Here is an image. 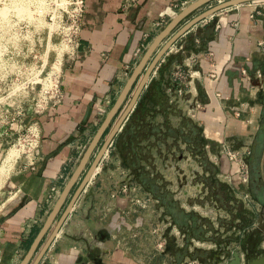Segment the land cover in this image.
Masks as SVG:
<instances>
[{
  "label": "crops",
  "instance_id": "0c3cea01",
  "mask_svg": "<svg viewBox=\"0 0 264 264\" xmlns=\"http://www.w3.org/2000/svg\"><path fill=\"white\" fill-rule=\"evenodd\" d=\"M192 1L83 0L74 47L58 77L60 98L38 117L36 163L32 169L11 171L1 185L0 264H19L66 182L64 177L73 171L145 49L169 20ZM254 3L243 2L216 11L207 21L194 24L178 36L156 63L145 86L153 79L152 90L158 89L163 102L176 110L167 119L157 114L156 122L167 121L176 127L184 111L192 112V122L209 140H234L240 153L245 145V157L249 156L253 141H257V156L262 158L264 43L258 45L257 41L264 36V0ZM200 6L185 15L183 23ZM182 19L161 38L145 65L183 24ZM142 73L143 68L98 140L105 137ZM210 73L216 78L209 77ZM146 106L152 105L145 103ZM232 109H239L240 116L231 115ZM171 116L174 122L169 121ZM159 144L163 145L158 142L157 148ZM165 146L168 147V137ZM149 149L153 158L152 150L156 148ZM109 153L112 159L102 181L90 189L89 197H77L37 264H142V256L127 249L122 240L124 228H128L124 217L128 210L134 212L129 208L135 205L122 194H111L115 188L118 191L116 180L123 177L106 181L113 175L128 174L129 170L115 149ZM149 166L151 160L144 169L150 170ZM234 167L233 162L220 156L219 174L232 177L235 184ZM63 202L59 214L65 206ZM56 214L25 264L33 260L54 225ZM106 215L111 224L105 221Z\"/></svg>",
  "mask_w": 264,
  "mask_h": 264
},
{
  "label": "rangeland",
  "instance_id": "374dc122",
  "mask_svg": "<svg viewBox=\"0 0 264 264\" xmlns=\"http://www.w3.org/2000/svg\"><path fill=\"white\" fill-rule=\"evenodd\" d=\"M75 1L0 0V191L8 173L32 169L36 163L40 138L38 117L60 98L58 77L77 37L72 26L80 19L79 15L75 16ZM216 2L209 1L186 18ZM191 115L192 112L184 111L183 124L184 119L191 120ZM171 118L169 121L174 122ZM200 129L198 127L200 145L197 149L195 145L168 136V147L159 144L160 148L152 150L150 175L157 193H164L163 202L128 174L113 175L106 180L123 177L116 180V187L122 183L128 187L124 192L115 188L111 194H122L135 205L129 208L134 212L128 210L124 217L128 228H124L122 240L127 249L142 256V264H225L233 251L243 257L244 249L238 248L247 240H258L264 246V205L250 187L249 173L246 182L234 179V184L232 177L220 175L218 169L220 156L225 157L222 146L226 145L241 168L248 170L249 158L243 156L248 147L244 145L240 153L234 140L211 141ZM182 133L186 136L190 133L186 123ZM103 136L70 187L63 205L87 169ZM111 149L110 144L79 198L89 197L90 189L102 181L105 168L111 163ZM168 193L173 202L172 213L179 209L186 214L184 217L175 215L178 219L175 220L168 215L164 206ZM1 195L0 213L3 210ZM58 215L59 212L55 218ZM105 221L112 223L107 215ZM110 228L114 227L110 225ZM258 253L264 254V248L249 252L252 256Z\"/></svg>",
  "mask_w": 264,
  "mask_h": 264
},
{
  "label": "water",
  "instance_id": "95a60500",
  "mask_svg": "<svg viewBox=\"0 0 264 264\" xmlns=\"http://www.w3.org/2000/svg\"><path fill=\"white\" fill-rule=\"evenodd\" d=\"M211 0H193L188 5L180 9L165 25L163 29H161L158 34L152 39L150 44L145 49L143 55L141 56L138 63L135 65V67L132 69L130 75L126 79L123 87L121 88L119 94L117 95L116 99L106 112L104 118L102 119L101 123L97 127L96 131L94 132L91 140L89 141L88 145L86 146L85 150L83 151L82 155L80 156L76 166L74 167L73 171L69 175L66 182L63 184L53 206L51 207L50 211L48 212L44 222L42 223L41 227L37 231L35 237L33 238L31 244L29 245L26 253L20 260L19 264H25L27 260L29 259L33 249L36 247L39 239L43 235V233L46 231L48 226L50 225L51 221L53 220L55 214L59 210L66 194L68 193L70 187L82 171L85 162L87 161L93 147L95 146L96 142L98 141L101 133L103 132L104 128L107 126L108 122L110 121L111 117L115 114L117 111L120 103L122 102L123 98L125 97L127 91L130 89L133 81L135 80L137 74L139 71L143 68V73L138 79L130 98L128 99L126 105L120 112V114L115 119L114 123L111 125L110 129L106 133L105 137L103 138L101 144L99 145L98 149L93 155L92 160L90 161L87 169L82 174V177L80 178L79 182L75 186L72 194L70 195L68 201L66 202L65 206L63 207L62 211L58 215L54 225L52 226L50 232L48 233L47 237L39 247V250L37 251L36 255L34 256L33 260L30 264H37L41 256L43 255L44 251L47 249L49 244L52 242L54 237L57 235L61 224L63 223L65 217L70 212L74 202L76 201L77 197L80 195L81 191H83L88 184V175L92 168H94L95 165L100 163L101 159L103 158V154H106L108 146L111 144L112 139L114 135L117 133V131L120 130L123 122L125 121L126 117L128 116L129 112L132 110L137 96L141 89L145 86V83L149 79V75L151 72H153L154 67L162 54L169 48V46L175 41V39L182 35L184 32H186L189 28H191L194 24L198 23L202 19L213 15L216 11L225 9L227 7L238 5L243 2H249L253 0H221L217 1L215 4L208 6L207 8L203 9L202 11L198 12L197 14L193 15L189 19H187L182 25H180L169 37L165 40V42L156 50L150 61L145 65V62L147 58L149 57L152 50L155 48V46L158 44V42L161 40V38L166 35L167 32L170 31V29L185 15H187L190 11H192L194 8L206 4ZM179 172H181L179 170ZM225 264H244L242 262V257L237 251H233L231 253L230 259ZM247 264H264V254L259 255L256 258L251 259L248 261Z\"/></svg>",
  "mask_w": 264,
  "mask_h": 264
},
{
  "label": "trees",
  "instance_id": "16d2710c",
  "mask_svg": "<svg viewBox=\"0 0 264 264\" xmlns=\"http://www.w3.org/2000/svg\"><path fill=\"white\" fill-rule=\"evenodd\" d=\"M153 83V79H150L135 106L123 122L120 130L114 136L111 146L118 152L122 164L128 168V174L131 179L138 185L143 186V188L155 196V198L163 202L164 193L161 195L157 193V187L153 182L154 179L150 175L151 171L149 169H144V164H149L151 159L149 156V147L158 149L156 143L160 142L165 145V139L170 136L171 138L181 139L183 142L189 143L190 145H195L197 149L198 145H200V140L198 139V127L189 119H184L186 120L185 123L190 132L187 136L185 135L186 133H182L181 127H183L185 123L183 124L181 117L178 125L173 127V129H171V125L167 121H164L166 124L163 123V121L160 123L155 121L157 114H161L162 118L167 119L169 114H175L176 110L163 102L164 99L162 100L157 93L158 89L152 90ZM158 101L160 103H157ZM145 103H150L152 106H146V108H144ZM164 206L167 209L168 215L175 220H178L175 215L183 217L186 215L182 214L179 209L172 213L171 209H173V202L170 199L169 193L168 202L165 201Z\"/></svg>",
  "mask_w": 264,
  "mask_h": 264
},
{
  "label": "flooded vegetation",
  "instance_id": "af4514ba",
  "mask_svg": "<svg viewBox=\"0 0 264 264\" xmlns=\"http://www.w3.org/2000/svg\"><path fill=\"white\" fill-rule=\"evenodd\" d=\"M257 141H253L251 144V149L249 150V160H248V170L250 187L253 190V193L256 195L257 199L262 200L264 205V156L260 158L257 156ZM248 241V242H247ZM245 244L240 246L238 249H244V255L242 261L244 264H247L253 258L258 257L261 253L254 254L251 253V249H263L264 246L260 244L258 240H247Z\"/></svg>",
  "mask_w": 264,
  "mask_h": 264
},
{
  "label": "built area",
  "instance_id": "2783aa9c",
  "mask_svg": "<svg viewBox=\"0 0 264 264\" xmlns=\"http://www.w3.org/2000/svg\"><path fill=\"white\" fill-rule=\"evenodd\" d=\"M217 1H221V0H217ZM259 0H253V1H251V2H248V3H253V5H255V3L254 2H258ZM182 4H184V2H182L180 5H182ZM74 5H75V7H74V11H75V16L76 15H79V17L81 16V13H82V7H83V0H76L75 2H74ZM253 12H256V10H255V6H254V8H253ZM253 14L251 13L250 14V16H252ZM212 17V15H210V16H208V17H206V18H204V19H202L201 21H199V22H204V21H207L208 19H210ZM74 19H75V17H74ZM79 23V22H78ZM77 22L75 23V21H74V23H73V27H74V30H73V32H75V35H76V33L78 32V26H79V24H78ZM264 43V36L263 37H261L258 41H257V44L258 45H261V44H263ZM209 54H211L210 52H209ZM241 73L242 74H245V71H244V69H241ZM246 75V74H245ZM255 75L257 76V77H260V74H259V72H256L255 73ZM209 77H211V78H213V79H215L216 78V76L214 75V74H212V73H210L209 74ZM178 91H180V89H178ZM216 95H218L219 96V94L218 93H216ZM240 114V111L238 110V109H234V111H233V116H238ZM223 148H222V152H223V154L225 155V157L230 161V160H234V153H231V151L229 150V148L228 147H226V145H224V146H222ZM234 163H235V168H234V174H235V177H236V179L238 180V182L239 183H244V182H246L247 181V169H242L241 168V164L239 163V160H237L236 161V159L234 160ZM128 187H127V185L125 184V183H122V184H120V186H119V191H121V192H124L126 189H127Z\"/></svg>",
  "mask_w": 264,
  "mask_h": 264
},
{
  "label": "bare ground",
  "instance_id": "6f19581e",
  "mask_svg": "<svg viewBox=\"0 0 264 264\" xmlns=\"http://www.w3.org/2000/svg\"><path fill=\"white\" fill-rule=\"evenodd\" d=\"M104 155H105V154H103V156H104ZM98 165H99V163H98L97 165H95L94 168H92L91 171L89 172V175H88V178H87L88 182L91 180V177H92L93 173L95 172V170H96V168H97ZM0 172H1V171H0ZM1 173H2V172H1Z\"/></svg>",
  "mask_w": 264,
  "mask_h": 264
}]
</instances>
